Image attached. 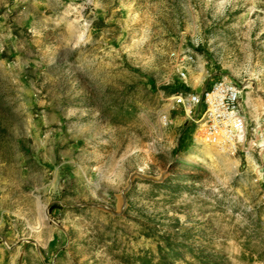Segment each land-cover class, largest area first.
I'll list each match as a JSON object with an SVG mask.
<instances>
[{"label":"rangeland","instance_id":"obj_1","mask_svg":"<svg viewBox=\"0 0 264 264\" xmlns=\"http://www.w3.org/2000/svg\"><path fill=\"white\" fill-rule=\"evenodd\" d=\"M222 78L237 156L172 100ZM0 264H264V0H0Z\"/></svg>","mask_w":264,"mask_h":264},{"label":"built area","instance_id":"obj_2","mask_svg":"<svg viewBox=\"0 0 264 264\" xmlns=\"http://www.w3.org/2000/svg\"><path fill=\"white\" fill-rule=\"evenodd\" d=\"M172 58L178 67L181 80L186 83L188 70L182 65L194 64V56L190 53L181 58V55L173 53ZM243 92L241 83L222 78L199 94L176 93L173 97H178L181 101L178 103L173 100L174 109L183 108L190 118L199 111L193 121L197 125V134L201 140L209 146L237 156L248 138Z\"/></svg>","mask_w":264,"mask_h":264},{"label":"water","instance_id":"obj_3","mask_svg":"<svg viewBox=\"0 0 264 264\" xmlns=\"http://www.w3.org/2000/svg\"><path fill=\"white\" fill-rule=\"evenodd\" d=\"M169 177L168 171H163L159 175H149L140 170L134 171L129 175L126 186L116 195V209L102 203H83L75 205L77 208H91L106 213L113 218H123L129 209V193L137 181H144L153 184H161Z\"/></svg>","mask_w":264,"mask_h":264},{"label":"bare ground","instance_id":"obj_4","mask_svg":"<svg viewBox=\"0 0 264 264\" xmlns=\"http://www.w3.org/2000/svg\"><path fill=\"white\" fill-rule=\"evenodd\" d=\"M186 79H187V77H186ZM172 100H175V101H177L178 103L181 101L180 98H178V97H174V98H172Z\"/></svg>","mask_w":264,"mask_h":264}]
</instances>
